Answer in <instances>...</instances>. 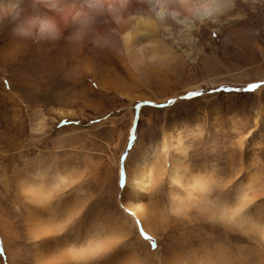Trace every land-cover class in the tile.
<instances>
[{
  "label": "rangeland",
  "instance_id": "1",
  "mask_svg": "<svg viewBox=\"0 0 264 264\" xmlns=\"http://www.w3.org/2000/svg\"><path fill=\"white\" fill-rule=\"evenodd\" d=\"M4 1L0 264H264V87L249 90L264 85V0L159 28L171 57L143 68L38 37L37 14L26 35ZM41 169L49 214L26 189ZM142 170L146 189L129 187ZM206 197L242 208L223 218Z\"/></svg>",
  "mask_w": 264,
  "mask_h": 264
},
{
  "label": "bare ground",
  "instance_id": "2",
  "mask_svg": "<svg viewBox=\"0 0 264 264\" xmlns=\"http://www.w3.org/2000/svg\"><path fill=\"white\" fill-rule=\"evenodd\" d=\"M240 1L248 3L251 0ZM4 2L3 6L8 15L17 21L16 30L29 36L35 34L34 27L31 25V16L37 14L40 16L38 37L42 39L56 37L60 36L62 32L64 35L67 32L69 39L84 38L86 47L90 50L108 47L117 55H125L134 67H146L155 61L162 62L163 60L161 61L160 58L171 57V51L167 48L161 49L160 41L155 38L159 28L166 29L173 23H183L186 19L195 20L198 24H205L213 15L236 3L235 0H17V2L10 0ZM2 16L1 14V19ZM153 152V148L149 147L142 154L138 163L146 167L147 160ZM174 168L177 170L178 167ZM162 171L163 169L159 173L160 176ZM145 173L142 170L140 178L130 176L127 185L130 187L136 182L139 188L144 191L146 189L145 183H143ZM43 176L44 172L41 169L38 174L34 175L33 180L26 182V189L38 204L40 211L48 213L51 210V205L49 206L51 200L50 193L47 187H44L41 179ZM57 176L56 178L62 177L60 174V177ZM193 185L205 193L206 188L201 178L194 177ZM50 187L48 188L50 189ZM241 193H239V198L243 199L244 195ZM217 202L206 197L204 200L202 199L201 208L212 214L219 213L223 218L227 215L231 218L234 217L242 208L241 201L235 204L234 209L237 210L232 212L225 202ZM37 216L34 218L37 226L43 227L48 224L51 227V222L50 224L49 221L45 224L41 223L44 220L40 215ZM57 228L61 232L63 224L60 222ZM148 230L154 234L152 229ZM59 231L58 233H60ZM71 255L73 259L78 260L83 257V255L75 253H71ZM62 258L59 262L63 261ZM82 260L84 259L82 258Z\"/></svg>",
  "mask_w": 264,
  "mask_h": 264
},
{
  "label": "snow or ice",
  "instance_id": "3",
  "mask_svg": "<svg viewBox=\"0 0 264 264\" xmlns=\"http://www.w3.org/2000/svg\"><path fill=\"white\" fill-rule=\"evenodd\" d=\"M260 87H264V85H262V84H252L249 90L250 91H255V90L259 89ZM193 95H197V94H193Z\"/></svg>",
  "mask_w": 264,
  "mask_h": 264
}]
</instances>
